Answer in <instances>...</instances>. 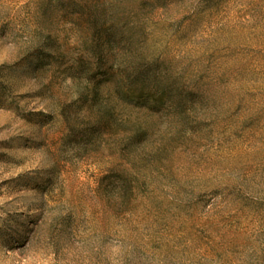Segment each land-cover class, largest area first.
<instances>
[{"label": "rangeland", "instance_id": "obj_1", "mask_svg": "<svg viewBox=\"0 0 264 264\" xmlns=\"http://www.w3.org/2000/svg\"><path fill=\"white\" fill-rule=\"evenodd\" d=\"M0 264H264V0H0Z\"/></svg>", "mask_w": 264, "mask_h": 264}]
</instances>
